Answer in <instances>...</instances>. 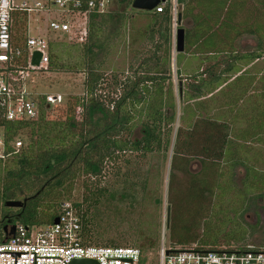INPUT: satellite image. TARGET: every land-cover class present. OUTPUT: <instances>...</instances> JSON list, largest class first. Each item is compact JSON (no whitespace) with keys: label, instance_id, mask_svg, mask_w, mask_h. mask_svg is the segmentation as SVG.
Here are the masks:
<instances>
[{"label":"trees","instance_id":"obj_1","mask_svg":"<svg viewBox=\"0 0 264 264\" xmlns=\"http://www.w3.org/2000/svg\"><path fill=\"white\" fill-rule=\"evenodd\" d=\"M228 1L178 0V14L181 18L178 20L177 15V28L181 27L182 19L191 15L196 7L200 10L214 7L215 10L221 11ZM124 18L125 14L122 9L91 14L88 17V33L83 47V55L87 58L83 92L75 97L64 120L48 118L47 113L53 106L42 105L40 115L36 120L17 126L8 125L10 132L16 128V131L21 132L23 145L17 153L0 159V167L3 170L0 178V206L7 200H21L24 203L16 211H7L0 215V239L5 236L4 226L6 225L10 226L19 222L31 226L50 222L59 209L51 215L40 212L39 208L43 205L41 204L43 194L53 187L63 186L66 180L74 178L76 172L81 170L93 176L100 175L103 169V159L114 154L115 150L141 148L152 151L155 147L157 149L162 147L161 124L166 121L172 125L176 116L172 77L169 72L172 58V14L169 7L163 13H152L151 22L135 30L134 40L137 41L144 37L143 39L148 40L151 45L153 41H156L154 50L151 51V48L145 50L151 53L142 62L141 70L134 71L120 80L121 90L118 94L115 93V97H109L101 91L102 76L98 71V65H95L93 60L98 54L106 51L108 40L112 35H116L121 26L124 28ZM106 25H110L108 29L111 30V34H105L103 29ZM199 25L202 28L205 27L202 23ZM207 28L210 29L208 26ZM235 37L228 32L219 34L212 31L210 34H205L202 29L193 33L186 29L185 48L182 52H176V71L180 75L178 77V98L182 102L187 101L184 110L189 113L186 126H179L175 131L168 189L174 191L176 171L182 172L187 178V184L180 192L178 204L197 206L198 216L202 214L207 205L212 207L217 203L223 209V213H226L224 211L226 195L221 193L220 187L227 181L232 179L234 186L250 182L258 186L262 184L261 180L252 179L250 173V170L255 172L264 170V155L256 157L257 151L264 152L262 129L257 127L254 129L250 125L234 126L220 115L216 117L195 115L198 103H191L195 98L212 93L227 77L235 79L239 77L240 75H236L241 72L240 64L250 65L252 61L262 56V40H257L255 50L243 54L234 50ZM56 45L50 44L49 46L53 48ZM161 48L164 50L165 58L158 62L157 52ZM50 50L49 66L53 67L56 56L51 54ZM152 58H154L153 62H151ZM209 62L212 63L208 64ZM182 74L183 79L188 81L185 90L181 83L182 78H180ZM260 90L259 96H264V87H260ZM77 105L81 106L79 118L74 114ZM130 110L136 111L135 114H132ZM134 116L140 118L139 121L144 127V135L139 141L130 142L129 137L121 138V136L124 132L128 135L132 133L136 124ZM261 120L264 126V114ZM255 124L260 125L261 123L259 121ZM248 129L251 131L247 133L250 137L240 141L238 134ZM8 137H11V134ZM193 157L198 158L200 163V169L197 172L189 170L188 165ZM237 165H242L246 169L239 183L234 180ZM260 173L264 174V172ZM258 186L256 190L253 188L254 193L258 191L259 196L264 195L262 186ZM194 193H196L195 196ZM231 196L227 197L229 201ZM31 200L34 203L27 208V203ZM74 205L80 208L79 203ZM228 205H231V202H228ZM228 207L230 209V206ZM174 210L170 209L168 221L166 220L168 229H171L170 217ZM81 218L85 223L86 219L83 214ZM207 219H204L206 226L200 233L196 231L198 221H190L188 223L189 235L184 240H179L180 244L184 245L177 246L194 245L196 248L210 249L229 244L247 243L244 241L245 231L242 228L223 230L220 225L226 221L216 220L218 226L215 227L212 225V220ZM205 231H209L213 236L207 238L204 235ZM231 231L234 232L233 236L229 234ZM83 234L85 241L90 243L119 245L113 242H101L99 234L96 235L91 229L84 231ZM232 240L234 242L230 243ZM221 242L227 243L221 244ZM136 247L142 251L140 264H146L149 259L145 252L147 250L156 251L159 245L156 238L148 236L143 237V242Z\"/></svg>","mask_w":264,"mask_h":264},{"label":"rangeland","instance_id":"obj_2","mask_svg":"<svg viewBox=\"0 0 264 264\" xmlns=\"http://www.w3.org/2000/svg\"><path fill=\"white\" fill-rule=\"evenodd\" d=\"M119 2L112 10H123L125 14L124 28L121 26L118 33L112 35L108 40L106 51L98 54L93 60L95 65H98V71L102 76L101 91L109 97H115V93L118 94L121 90L120 80L134 71L141 70L142 62L151 53L145 50L151 48L150 50L153 51L156 42L153 41L151 45L148 40L143 39L144 37L137 41L133 38L136 29L145 27L151 22L152 12L133 7V0H123L120 4ZM261 2L263 0H260V3L258 0H230L228 10L226 12L223 10L219 16L213 15L212 12H204L201 18L196 20L194 18L193 22L191 19H184L181 22V27L185 30L189 28L195 30L196 26H200L199 24L202 23L203 26L210 27L209 30L212 31L227 30L228 34L236 36L234 50L243 54L255 50L256 41L260 39L263 42L264 50V6ZM193 14L197 16L198 11ZM38 25L35 17L32 16L29 26L30 35L38 34ZM109 26L106 25L103 29L105 34H111ZM14 36L22 38L23 30L20 25L16 26ZM78 37L79 35L69 38L67 35L51 33L49 44H58L53 48L49 46L51 54L56 56L54 58L55 65L53 67L48 65L47 70L34 74V85L38 92H60L64 95L63 103L48 111L47 117L50 119L64 120L75 97L83 92V79L87 69V58L83 55V47L87 34L81 42L78 41ZM263 50L261 51L262 56L252 61L250 65L240 64L241 72L236 75H240L239 77L236 79L227 77L228 79L220 82L221 85L212 93L195 98L193 101L191 100L192 102L189 101L193 104L198 103L195 115L209 117L220 115L231 125L238 127L250 125L254 129L256 127L262 129V134H264L263 121L261 120L264 114V96L258 94L261 91L260 87H264ZM258 51L260 52V50ZM175 54V32H173L171 56H175ZM157 55L159 56L158 62H161L165 58L163 48L157 52ZM153 59L151 62L154 61ZM170 61L169 72L172 77L176 116L172 125L166 121L161 124L162 147L159 149L155 147V150L152 151L141 148L115 150L114 154L103 159V169L100 175L93 176L80 170L76 172L74 178L66 180L63 186L53 187L43 194L41 199L43 205L40 206L39 211L44 212L45 215H51L66 202L79 203L80 208L77 209L86 219L85 223L82 221L83 233L91 229L96 235L99 234L101 242L104 243L113 242L119 245L138 246L143 242V237L149 236L156 238L159 245L162 233H164L166 246H181L184 244H180L179 240H184L189 235L188 223L198 221L196 231L200 233L206 226L204 219L209 218L215 227L218 226L216 220L226 221L220 225L223 230L242 228L245 231V242L264 246V195L259 196L258 191L254 193L258 185H253L250 182L234 186L232 179L227 178L230 181L220 187L221 193L226 195L224 199V201L226 200L224 206L226 213H223V209L217 203L212 207L207 205L200 216L197 215V206L178 204L180 192L187 184V178L182 172L176 171L174 191L168 189L175 131L179 126H186L189 113L184 110L187 101L182 102L178 98V77L180 75L176 71V60L173 58V61L172 59ZM210 63L212 62L208 64ZM180 78H182L181 83L185 90L188 81L183 79V74ZM130 112L135 114L136 111L130 110ZM74 114L76 115V113ZM133 119L136 124L132 133L128 135L124 132L121 136V138L129 137L130 142L139 141L144 135V127L139 121L140 118L134 116ZM259 121L260 125L255 124ZM247 133H251V131L248 129L238 134L241 138L240 141L250 137ZM166 142L168 144L165 145ZM263 155V151L256 152V157ZM188 166L191 172H197L200 169L198 158H191ZM235 171L234 180L239 183L245 175L246 169L242 165H237ZM260 172H264V170L256 172L250 170L252 179L261 180L262 184L259 186H262L264 190V174ZM2 175L3 170L0 167V178ZM193 195L195 196L196 193ZM228 195H232L230 201L227 198ZM228 202H231V205H228ZM33 203V200L28 202L27 208L31 207ZM17 208L2 203L0 215L3 212L16 211ZM171 208L175 210L170 217L171 229H168L166 220ZM245 209L247 210L244 211ZM38 214L40 215V213ZM229 234L233 236L234 232L231 231ZM204 235L207 238L213 236L209 231H205ZM232 242L234 240L230 241V243ZM226 243L221 242V244ZM145 254L149 259L147 264H158L157 250H153V252L147 250Z\"/></svg>","mask_w":264,"mask_h":264},{"label":"built area","instance_id":"obj_3","mask_svg":"<svg viewBox=\"0 0 264 264\" xmlns=\"http://www.w3.org/2000/svg\"><path fill=\"white\" fill-rule=\"evenodd\" d=\"M119 1L0 0V159L17 153L23 145L21 132L17 128L10 132L8 125L36 120L42 105L57 107L64 101L62 93H41L34 85V74L48 69L49 35L57 33L69 38L79 35L81 42L87 34L88 17L112 11ZM178 6V0H160L149 11L159 14L169 7L176 32ZM32 16L39 24L37 35L29 34ZM18 25L23 30L22 38L14 36ZM34 51L41 53L37 65L32 64ZM75 113L79 118L80 105L75 107ZM0 251H27L19 256L0 252V264H69L81 258L94 259L98 264H140L142 257L136 246L85 241L81 214L70 202L62 204L50 222L15 224L14 234H5L0 241ZM157 255L158 264H264V246L247 242L210 249L194 245L169 247L164 242V233Z\"/></svg>","mask_w":264,"mask_h":264},{"label":"water","instance_id":"obj_4","mask_svg":"<svg viewBox=\"0 0 264 264\" xmlns=\"http://www.w3.org/2000/svg\"><path fill=\"white\" fill-rule=\"evenodd\" d=\"M160 0H133L132 6L139 9H146L151 10L157 3H159ZM178 20H180V14H178ZM185 47V30L182 27H179L176 29L175 32V50L177 52H182ZM41 57V53L39 51L33 52L32 57V64L37 65L39 63V59ZM23 201L21 200H7L5 202L6 206L9 207H22ZM169 213L167 214V221H168ZM58 221V218H54V222L56 223ZM5 234L6 236L9 234H14L15 231V224H12L10 226H4ZM0 252H11V255L15 256L19 253H27V251H0ZM69 264H98V262L94 259H73L69 262Z\"/></svg>","mask_w":264,"mask_h":264},{"label":"crops","instance_id":"obj_5","mask_svg":"<svg viewBox=\"0 0 264 264\" xmlns=\"http://www.w3.org/2000/svg\"><path fill=\"white\" fill-rule=\"evenodd\" d=\"M206 1V0H205ZM258 3H260V0H258ZM229 4H230V0L227 2V4H226V6L224 7V9H222L221 11H218V10H215V8L214 7H212L211 9H207V10H200V9H198L197 7L193 10V12L191 13V15H187L185 18H183L182 19V21L184 20V19H191L192 20V22L194 21V18H195V20L197 19V18H201L202 16H203V13L204 12H212V14L213 15H217V16H219L222 12H223V10H225L224 12H226L227 10H228V6H229ZM261 4H263L262 6H264V0H263V2H261ZM195 11H198V14H197V16H195V14H193V13H195ZM190 14V13H189ZM180 18H181V15H180ZM193 28H189V30L193 33L194 31H196V30H198V29H202V31H203V33H205V34H210V33H212V30H209L208 28H207V26H205V28H202V27H200V26H196V28H195V30H192ZM185 30V29H184ZM219 31H221V32H219ZM213 32H217V33H219V34H225L226 32H228L227 30H215V31H213ZM255 33V32H254ZM235 40H236V37H235ZM256 43H257V41H256ZM258 44V43H257ZM185 48V47H184ZM177 52V51H176ZM173 58H175V60H176V54H175V56H172ZM173 58H171L172 59V61H173ZM176 62V61H175Z\"/></svg>","mask_w":264,"mask_h":264}]
</instances>
